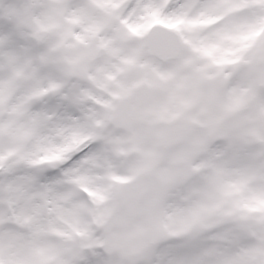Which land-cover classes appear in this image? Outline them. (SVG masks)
I'll list each match as a JSON object with an SVG mask.
<instances>
[{
    "label": "snow or ice",
    "instance_id": "1",
    "mask_svg": "<svg viewBox=\"0 0 264 264\" xmlns=\"http://www.w3.org/2000/svg\"><path fill=\"white\" fill-rule=\"evenodd\" d=\"M0 264H264V0H0Z\"/></svg>",
    "mask_w": 264,
    "mask_h": 264
}]
</instances>
